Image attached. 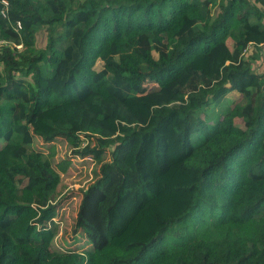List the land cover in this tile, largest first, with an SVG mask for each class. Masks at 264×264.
<instances>
[{
    "label": "trees",
    "instance_id": "1",
    "mask_svg": "<svg viewBox=\"0 0 264 264\" xmlns=\"http://www.w3.org/2000/svg\"><path fill=\"white\" fill-rule=\"evenodd\" d=\"M2 1L0 264H264V0ZM58 137L98 165L83 250Z\"/></svg>",
    "mask_w": 264,
    "mask_h": 264
},
{
    "label": "rangeland",
    "instance_id": "2",
    "mask_svg": "<svg viewBox=\"0 0 264 264\" xmlns=\"http://www.w3.org/2000/svg\"><path fill=\"white\" fill-rule=\"evenodd\" d=\"M47 43L46 31L43 29L36 34V46L43 48ZM228 44L231 45V41L228 40ZM101 61L95 63V68H100ZM153 83H149L148 88L155 87ZM237 96L235 92H230L227 94V100L234 99ZM219 106H215V111H218ZM235 122L241 124L240 119H235ZM34 147L47 152L48 143L42 142L40 138H34ZM55 146L54 161L55 163L60 160H68L69 163L66 166V170L62 171L56 165L54 168L60 172L61 181L59 184V193H57L54 198H52L53 203H55V214L54 221L55 226L53 227V247L59 249H75L83 250L87 247L88 243L83 235H76L73 238L72 235V225L76 210L78 207V202L80 199L77 189L80 186H86L92 182L97 177L98 165L92 163L89 156L81 157L73 154L67 145L66 141L62 137H58L53 141Z\"/></svg>",
    "mask_w": 264,
    "mask_h": 264
},
{
    "label": "built area",
    "instance_id": "3",
    "mask_svg": "<svg viewBox=\"0 0 264 264\" xmlns=\"http://www.w3.org/2000/svg\"><path fill=\"white\" fill-rule=\"evenodd\" d=\"M2 2H3L4 4H6V1L3 0ZM18 26H19V24H18ZM3 43H5V41H4L3 39H0V45L3 44ZM16 46H17V47H20L21 45L18 44V45H16ZM81 144L84 145V142H81Z\"/></svg>",
    "mask_w": 264,
    "mask_h": 264
}]
</instances>
